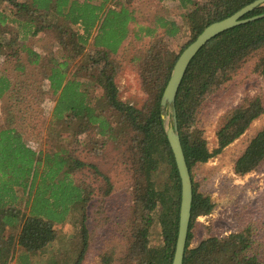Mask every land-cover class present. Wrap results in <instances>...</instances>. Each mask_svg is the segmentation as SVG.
<instances>
[{
	"label": "trees",
	"instance_id": "1",
	"mask_svg": "<svg viewBox=\"0 0 264 264\" xmlns=\"http://www.w3.org/2000/svg\"><path fill=\"white\" fill-rule=\"evenodd\" d=\"M131 1L0 0V59L6 66H14L18 76L14 82L6 70H0L4 121L0 125V264L85 262L92 240L90 212L95 213L98 197L104 205L114 186L106 172L77 153L89 152L92 146L100 149L101 141L100 147L106 142L113 144L123 161L132 166L133 216L122 264H173L182 186L161 101L180 55L173 59L163 56L158 35L162 30L164 36L176 37L181 27L166 8L153 24L137 25L133 30L137 18ZM254 1L202 0L200 4L172 0L184 11L181 17L190 31L184 50L206 27ZM261 15L264 6L245 18ZM146 38L152 39L151 47L131 58L148 96L137 107L120 98L116 80L122 65L118 57L129 42ZM46 41L54 46L47 48ZM31 67L47 87L44 93L55 98L47 127L50 147L39 151L20 129L26 121L24 109L40 84L28 75ZM247 67L264 77V17L233 28L202 48L176 99L178 129L194 187L184 264H264L260 249L264 238H257L253 227L225 237L212 236L191 247L195 221L211 215L215 208L210 197L198 193L195 169L221 154L264 117V99L260 95L246 97L224 115L215 151L210 150L200 129V111ZM91 134L97 139L90 140ZM263 166L264 128L248 142L235 163V173L246 176ZM81 171H93L96 180L87 184L78 176ZM156 216L161 243L152 247ZM67 225L73 229L69 235L59 229ZM113 261L114 254L101 257L103 264Z\"/></svg>",
	"mask_w": 264,
	"mask_h": 264
},
{
	"label": "rangeland",
	"instance_id": "2",
	"mask_svg": "<svg viewBox=\"0 0 264 264\" xmlns=\"http://www.w3.org/2000/svg\"><path fill=\"white\" fill-rule=\"evenodd\" d=\"M120 1L126 2V0ZM195 1L200 4L202 2V0ZM131 2V9L136 10L137 18V22L132 24L133 30L137 28V25L153 24L156 16L165 14L167 8L166 13L180 25L181 32L176 37H168L164 36L163 31L160 30L158 37L162 39L163 56L171 59L178 57L191 38L188 26L181 17L184 11L175 7L172 0H165V2L132 0ZM47 41L46 44H49L47 48L54 46L52 41ZM151 43V38H146L142 42H129L128 47L124 48L125 51H122L123 54L118 57L122 65L116 80L120 98L137 107L142 106L148 96L142 87L141 73L132 63L131 58L140 50L145 51L151 47ZM54 50H56L55 47ZM0 70H6L14 82L17 80V73L13 71L14 66H6L3 59H0ZM28 73L32 76V81L37 80L40 84H38L39 89L29 99L24 109L26 121L20 124V129L33 149L45 150L47 146L50 147L47 127L55 105V98L44 93L47 87L43 86L42 78L33 67L28 70ZM259 95L264 99V77L255 75L252 67H247L204 104L199 115V126L203 130L211 151L218 148L217 131L224 115L239 106L246 97ZM1 110L2 102L0 101V125L4 122ZM172 116V111L168 110L167 128L172 125ZM262 128H264V117L256 120L240 139L228 146L221 154L195 169L194 180L198 193L210 197L215 208L211 215L199 217L195 221L191 230L193 235L191 247L197 246L209 237H225L248 227L255 228L254 235L257 238H264V166L246 176H239L235 173L236 161L245 151L248 142ZM90 136H93L90 140L97 139L93 134ZM99 143L103 145L104 141ZM100 144V149L92 146L89 152L77 153L82 159L96 164L101 171L106 172L111 177L114 186L113 195L105 199L104 205L98 197V207H94L95 213L90 212L92 240L83 264H103L101 257L104 253L114 254L112 264H122L120 258L127 252L131 217L133 216V196L130 189L132 173L129 171L132 166L123 161V157L115 150L113 144L106 142L104 148L100 147ZM78 176L87 184L96 180L93 171H81ZM59 229L67 235L73 230L69 225ZM160 240L161 225L156 216L151 229L150 245L157 247L161 243ZM260 249L264 253V248Z\"/></svg>",
	"mask_w": 264,
	"mask_h": 264
},
{
	"label": "water",
	"instance_id": "3",
	"mask_svg": "<svg viewBox=\"0 0 264 264\" xmlns=\"http://www.w3.org/2000/svg\"><path fill=\"white\" fill-rule=\"evenodd\" d=\"M261 6H264V0H256L253 3L245 6L232 16L224 20L215 22L206 27L204 31L197 37V39L193 43H191L178 57L173 68L170 80L163 94L161 101V111L165 126L168 110L172 111L173 114L172 125L169 128H167L166 126V130L167 138L174 154L182 186L179 230L173 264H184L194 201L193 180L186 161L178 129L177 116L174 109L180 87L182 85V82L190 64L197 56V54L201 51V49L204 48L211 40L218 37L219 35L233 28H236L249 22H253L264 17V15H261L247 19L245 18L247 14Z\"/></svg>",
	"mask_w": 264,
	"mask_h": 264
}]
</instances>
